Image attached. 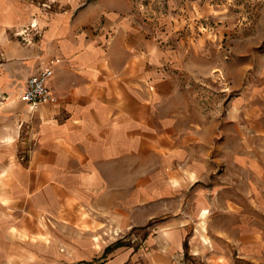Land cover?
<instances>
[{
  "label": "crops",
  "instance_id": "0c3cea01",
  "mask_svg": "<svg viewBox=\"0 0 264 264\" xmlns=\"http://www.w3.org/2000/svg\"><path fill=\"white\" fill-rule=\"evenodd\" d=\"M21 1L0 0V264H188V239L194 257L220 264L198 230L197 200L185 214L191 199L183 194L195 185L203 143L209 158L237 159L243 189L259 202L264 163L247 169L251 146L243 135L231 147L229 126L264 141V109L238 99L235 117L210 122L200 135L157 46L134 44L116 0H50L47 9ZM52 60L48 86L58 102L32 109L21 94ZM100 216L126 229L156 226L139 250L73 226L102 224ZM236 243L243 264H264L261 229L243 225ZM220 257L233 264L228 251Z\"/></svg>",
  "mask_w": 264,
  "mask_h": 264
},
{
  "label": "rangeland",
  "instance_id": "374dc122",
  "mask_svg": "<svg viewBox=\"0 0 264 264\" xmlns=\"http://www.w3.org/2000/svg\"><path fill=\"white\" fill-rule=\"evenodd\" d=\"M21 2L28 9L34 6L46 8L48 5L44 3L51 1ZM116 2L120 11L128 12L123 16L124 20L119 17V23L129 28V37L134 44L146 39L157 46L162 68L171 74L181 89L182 109L192 120H198L200 135L204 136L203 130L210 122L235 117L233 112L238 110L234 102L238 99L246 98L249 105L257 104L264 109V0ZM244 109L248 115L249 110ZM259 117L263 119L264 115L261 113ZM232 124L230 121V146H237V140L243 135L247 145L251 146L247 150L250 154L247 169L252 167L253 161L264 163V141L256 138L250 128L237 127L240 130L237 131ZM261 136L264 139V133ZM206 149L203 143L199 144L195 185L183 194L185 200L191 199V206L187 203L184 213L193 215V204L197 200L201 218L198 230L205 231V244L211 253L219 255L217 262L226 263L220 256L223 251H228L233 264H243L238 257L236 239L243 225L264 232V191L260 192L259 202L254 203V192L247 185L243 189L237 159L229 158L227 154H213L209 158V152L204 154ZM254 151L257 154H253ZM249 173L247 171L246 176L253 181ZM169 208L176 210L178 207L172 204ZM101 218L103 225L88 219L72 225L77 231L102 232L104 240L113 247H132L134 250L144 246L145 239L156 226L150 222L145 228L126 229L107 216ZM188 241L183 261L204 264L205 257H194L195 252Z\"/></svg>",
  "mask_w": 264,
  "mask_h": 264
},
{
  "label": "built area",
  "instance_id": "2783aa9c",
  "mask_svg": "<svg viewBox=\"0 0 264 264\" xmlns=\"http://www.w3.org/2000/svg\"><path fill=\"white\" fill-rule=\"evenodd\" d=\"M35 36H42V30L38 26L33 27ZM25 36V41L33 43V37H29V30L22 33ZM56 61L52 60L48 65L31 76L26 84L25 90L21 94V100L28 104L32 109L38 108L41 105L55 104L58 102V98L52 89L48 86L49 79L55 73Z\"/></svg>",
  "mask_w": 264,
  "mask_h": 264
}]
</instances>
